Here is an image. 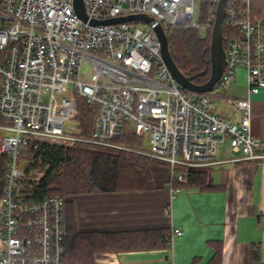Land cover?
<instances>
[{"label": "built area", "instance_id": "2783aa9c", "mask_svg": "<svg viewBox=\"0 0 264 264\" xmlns=\"http://www.w3.org/2000/svg\"><path fill=\"white\" fill-rule=\"evenodd\" d=\"M218 1L205 0L206 18L199 21L201 0H82L87 20L75 12L73 0H0V153L8 158L0 196V264H62L63 198H36L45 172L33 167L26 153L30 144L87 142L133 150L117 141L129 128L146 136L148 149L137 152L168 164L171 182L186 181L176 166L208 170L224 162L264 161V140L251 132V103L264 94V19L250 14V0L224 1V68L202 93L174 79L153 23L90 21L145 14L166 33L178 26L202 32L212 28ZM141 21L144 28L130 25ZM237 67L245 71V95L227 96L222 90ZM77 95L95 107L89 135L76 119ZM215 97L238 119L217 114ZM219 144L234 155L218 158ZM182 234L172 228L167 237Z\"/></svg>", "mask_w": 264, "mask_h": 264}, {"label": "crops", "instance_id": "0c3cea01", "mask_svg": "<svg viewBox=\"0 0 264 264\" xmlns=\"http://www.w3.org/2000/svg\"><path fill=\"white\" fill-rule=\"evenodd\" d=\"M244 95L245 88L241 86L232 96ZM220 104L228 109L217 110L214 105L217 114L230 120L238 119L236 111ZM251 132L264 140L262 93L255 95L251 103ZM232 155L217 154V157ZM149 169L150 189L91 192L69 197L74 206L76 227L91 232L161 228L168 232L179 228L183 234L172 239L166 237L164 247L96 252L94 264H192L194 260L197 264H207L215 251V242L221 244L222 264L248 263L254 246L259 248L264 262V161L214 165L207 171V189L178 187L170 181V168L165 164H154Z\"/></svg>", "mask_w": 264, "mask_h": 264}, {"label": "trees", "instance_id": "16d2710c", "mask_svg": "<svg viewBox=\"0 0 264 264\" xmlns=\"http://www.w3.org/2000/svg\"><path fill=\"white\" fill-rule=\"evenodd\" d=\"M250 14L264 19V0H250ZM205 18V0H201L199 21ZM228 30L222 24L224 49L225 35ZM206 31L205 35H201L199 30L192 27L178 26L166 33L169 52L174 63L185 76H190L195 83L205 82L210 74L211 28ZM77 96L76 119L83 134L89 135L95 107L88 104L83 97ZM117 141L136 148L142 147L143 142L129 128ZM26 153L33 159V166L47 165L44 175L35 186L36 198L39 199L49 194H59L63 198L62 264H94L93 255L100 251L143 249L166 245L168 232L163 228L132 232L78 230L73 202L69 199L71 196L82 193L150 189L152 180L148 157L133 151L115 150L91 143H77L68 147L47 143H40L36 146L30 144L27 146ZM7 160V154L0 153V196ZM174 169L184 170L186 181L179 182L173 179V184L180 187L209 188L207 169L182 166H176ZM221 258V244L215 242V251L207 264H222ZM192 264H197V262L194 260ZM246 264H264L261 261L258 247L251 248L249 261Z\"/></svg>", "mask_w": 264, "mask_h": 264}, {"label": "water", "instance_id": "95a60500", "mask_svg": "<svg viewBox=\"0 0 264 264\" xmlns=\"http://www.w3.org/2000/svg\"><path fill=\"white\" fill-rule=\"evenodd\" d=\"M224 1L225 0H219L216 7V14L214 23L211 28L210 39V74L208 79L202 83L193 82L190 76H185L178 69L169 52L167 34L160 23L153 22L152 17L145 14H130L126 16L110 17L103 20L91 19L90 21L92 23L112 24L120 21H131L135 19H141L145 22L153 23V29L160 41L161 54L164 63L168 67L174 79L187 91L191 93H202L211 89L215 81L220 77L224 68V48L222 45V19L224 16ZM73 6L75 12L81 19H88L82 0H73Z\"/></svg>", "mask_w": 264, "mask_h": 264}, {"label": "rangeland", "instance_id": "374dc122", "mask_svg": "<svg viewBox=\"0 0 264 264\" xmlns=\"http://www.w3.org/2000/svg\"><path fill=\"white\" fill-rule=\"evenodd\" d=\"M135 24H138V26H140L141 28H144L145 25H146L145 22H143V21H141L139 23L138 22H131L130 25H135ZM206 32H207L206 30L205 31H202V32L200 31V34L201 35H205ZM87 70H88L87 63H83L82 66H81V70H80L81 73L82 74H85L87 72ZM235 72H236V74H235L236 77H233L231 79V81L229 82L230 84H227V86L225 88H223V90H222L224 92L228 88H230V90L226 91V95L227 96H232V95L237 94V92H239L241 86H243L245 88L244 69L241 68V67H237V69L235 70ZM70 89H71V84H68L67 85V90L69 91ZM211 102H212L213 106L214 105L216 106V109L217 110H226V109H228L224 105L220 104V100H219L218 97H215L214 99H212ZM140 138L143 140L142 147L136 148V147H132V146L126 144V143L120 142L121 145H124V146H126L128 148H131L133 150H124V149H115V150L128 151V152L129 151H133V152H136L138 154H142V153L137 152L136 150H139V149H148V143H147V140H146V136H141ZM77 143H87V142H76V143H73V144H70V145L68 144V145H64V146L65 147L66 146H73V145H75ZM217 154H218V156L219 155H224V154L225 155H230V154H233L234 155L233 151H231V149L229 148V146H227V145H221V144H219L217 146ZM142 155H144V156H146V157H148L150 159L149 160V167L150 166H153L154 164H165V165L168 166V164L166 162L159 161V160H157V159H155V158H153L151 156L145 155V154H142ZM34 168H36L35 170H37V171H42L43 170L45 172L46 171V168H47V165H45V166H39L38 165V166H36Z\"/></svg>", "mask_w": 264, "mask_h": 264}, {"label": "bare ground", "instance_id": "6f19581e", "mask_svg": "<svg viewBox=\"0 0 264 264\" xmlns=\"http://www.w3.org/2000/svg\"><path fill=\"white\" fill-rule=\"evenodd\" d=\"M202 18V17H201ZM187 29V28H186ZM226 36V35H225ZM223 41V40H222ZM223 45V44H222ZM78 97V96H77ZM30 147V146H29ZM68 147V146H67ZM37 152V151H36ZM38 157V156H37ZM40 162H41V160H40ZM40 166V165H39ZM35 167V166H34ZM171 183V182H170ZM175 186V185H174ZM179 187V186H178ZM65 248V247H64ZM63 262V261H62Z\"/></svg>", "mask_w": 264, "mask_h": 264}]
</instances>
